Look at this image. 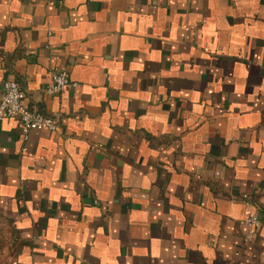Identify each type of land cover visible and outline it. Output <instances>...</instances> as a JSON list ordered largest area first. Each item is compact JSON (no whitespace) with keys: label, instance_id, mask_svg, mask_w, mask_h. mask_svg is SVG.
<instances>
[{"label":"crops","instance_id":"1","mask_svg":"<svg viewBox=\"0 0 264 264\" xmlns=\"http://www.w3.org/2000/svg\"><path fill=\"white\" fill-rule=\"evenodd\" d=\"M7 81L0 264H264V0H0Z\"/></svg>","mask_w":264,"mask_h":264},{"label":"built area","instance_id":"2","mask_svg":"<svg viewBox=\"0 0 264 264\" xmlns=\"http://www.w3.org/2000/svg\"><path fill=\"white\" fill-rule=\"evenodd\" d=\"M77 87L67 70H56L52 74V83L46 88L48 95H59L62 92ZM6 119L18 121L25 139L34 130L44 129L56 133L60 127V120L55 116H47L37 110H33L23 103V94L17 82L7 81L3 85L0 100V122ZM259 213L255 212L245 220L247 235L245 244L252 243L259 226Z\"/></svg>","mask_w":264,"mask_h":264},{"label":"rangeland","instance_id":"3","mask_svg":"<svg viewBox=\"0 0 264 264\" xmlns=\"http://www.w3.org/2000/svg\"><path fill=\"white\" fill-rule=\"evenodd\" d=\"M11 242V239L7 238L5 234V230L0 232V262L5 259L6 250L9 248Z\"/></svg>","mask_w":264,"mask_h":264}]
</instances>
